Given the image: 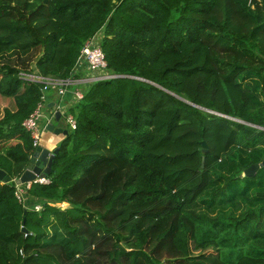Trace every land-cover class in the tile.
Here are the masks:
<instances>
[{
	"label": "trees",
	"instance_id": "trees-1",
	"mask_svg": "<svg viewBox=\"0 0 264 264\" xmlns=\"http://www.w3.org/2000/svg\"><path fill=\"white\" fill-rule=\"evenodd\" d=\"M98 35L114 77L20 203L42 85L19 73L68 79ZM9 50L27 58L0 61V264H264V178L243 176L264 162V0H0Z\"/></svg>",
	"mask_w": 264,
	"mask_h": 264
},
{
	"label": "built area",
	"instance_id": "built-area-1",
	"mask_svg": "<svg viewBox=\"0 0 264 264\" xmlns=\"http://www.w3.org/2000/svg\"><path fill=\"white\" fill-rule=\"evenodd\" d=\"M81 64L85 66L89 76L79 81V86L73 93L75 104L79 103L83 99L85 90L89 84L94 81L114 77L107 74V64L96 36L89 39L81 49L80 55L76 61V66ZM19 76L23 80L42 85L41 95L35 109L22 122L23 129L30 135L33 148L36 149L40 146L39 142L43 131L47 124L53 122L57 112L60 113L64 123L68 127L67 129L71 131L76 129V119L71 114L62 111L61 105L48 107L47 104L48 91L54 89L58 96H63L66 93L67 87L73 82L70 77L68 79L61 80L52 77H44L37 72H20ZM46 110H48V112H46ZM42 119L45 120L43 126L40 124ZM49 183L50 180L46 176H37L32 183H25L21 185L15 184V197L18 202L24 203L26 199L25 193H27L32 184L48 185ZM33 210L39 212L41 210V206L36 204L33 206Z\"/></svg>",
	"mask_w": 264,
	"mask_h": 264
},
{
	"label": "water",
	"instance_id": "water-1",
	"mask_svg": "<svg viewBox=\"0 0 264 264\" xmlns=\"http://www.w3.org/2000/svg\"><path fill=\"white\" fill-rule=\"evenodd\" d=\"M52 105H48L51 107ZM61 120V115L59 112L55 114V122H59ZM239 122V121H238ZM242 123V122H241ZM245 124V123H244ZM45 133H51L54 136H67L68 130L65 128H58L53 123H49L46 125L44 129ZM202 150L206 153L207 146L205 142H202ZM58 152V148L54 149L45 148L43 146H38L31 156H28V164L24 169L23 173L20 177L14 180L16 185H21L25 183H32L37 176H48L50 174L52 161L55 155ZM204 163V158H202V165ZM264 166V162L261 164L251 165L243 172L244 177H254L257 171ZM0 181L4 183H8L11 181L10 177L6 175V173L0 170ZM22 231L25 233L26 229L22 228Z\"/></svg>",
	"mask_w": 264,
	"mask_h": 264
},
{
	"label": "rangeland",
	"instance_id": "rangeland-1",
	"mask_svg": "<svg viewBox=\"0 0 264 264\" xmlns=\"http://www.w3.org/2000/svg\"><path fill=\"white\" fill-rule=\"evenodd\" d=\"M96 38L99 41V35L96 36ZM39 56V51H36L35 53H32V55L28 56V60L26 61V66L28 67V70H35V58H37ZM27 58V56L25 55H19L18 53H16L14 50H9L4 52L2 55H0V61H7L10 63H15V65L19 66V69H21L22 71L25 70L26 67L23 66L22 60L24 61ZM21 60V61H20ZM5 107H11L9 101H5L3 99L0 98V117L2 116L3 113V109ZM46 112H48V110H46ZM61 121V120H60ZM63 121V120H62ZM45 123V120L42 119L40 124L41 126H43ZM53 124H58L62 127H64L65 129H67L68 127L64 124V123H57L53 120ZM64 136H54L51 133H44V136H41L39 145H42L44 147H48L49 149H54L55 147H57L58 144L61 143V141L63 140ZM260 163H263V161H261ZM263 168V169H262ZM260 173L258 174V177L263 176L264 178V166L260 168ZM258 172V171H257ZM211 199L214 200V204L217 199H215L214 197H212ZM208 200V199H207ZM201 208L204 207V204H200Z\"/></svg>",
	"mask_w": 264,
	"mask_h": 264
},
{
	"label": "crops",
	"instance_id": "crops-1",
	"mask_svg": "<svg viewBox=\"0 0 264 264\" xmlns=\"http://www.w3.org/2000/svg\"><path fill=\"white\" fill-rule=\"evenodd\" d=\"M89 76V74L87 73L85 66L84 65H79V66H75L74 69L72 70L71 74H70V79L73 81L72 84H70L67 89H66V93L63 96H58L57 92L52 89L49 90L47 93V99H48V105H61L62 107V111L69 113L70 108H72L73 106H75L74 103V91L78 88L79 86V81L81 79L87 78ZM51 106V107H52ZM62 117H61V121L57 122V123H64V120L62 121ZM53 123V122H52ZM65 124V123H64ZM66 125V124H65ZM58 128H64L58 124L55 125ZM45 131H43L42 136H44ZM42 146V145H40ZM44 147V146H43ZM48 148V147H45ZM25 203H33L30 200H27V193H25ZM34 205V204H33ZM29 206V205H28ZM61 207H66V204H62L60 205ZM29 207H32V205H30Z\"/></svg>",
	"mask_w": 264,
	"mask_h": 264
}]
</instances>
